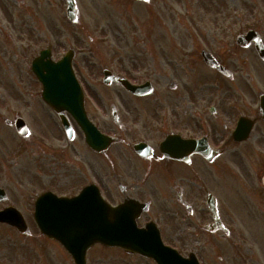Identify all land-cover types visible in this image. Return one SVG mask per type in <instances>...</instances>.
<instances>
[{"label": "rangeland", "instance_id": "374dc122", "mask_svg": "<svg viewBox=\"0 0 264 264\" xmlns=\"http://www.w3.org/2000/svg\"><path fill=\"white\" fill-rule=\"evenodd\" d=\"M75 1V23L62 18L63 0H46L42 8L37 7L41 9L28 20L31 32L6 31L7 21L0 20V110L6 117L19 114L29 130L22 138L18 134L5 138L6 133L1 130L0 188L7 195V203L25 218L27 234L31 235L27 238L26 233L23 236L0 227V264H5L4 255L21 260L28 254L41 253V245L47 249L41 247L42 252L58 251L32 227L28 204L46 189L74 193L85 182L84 177L78 176L77 165L88 166L98 161L97 171L101 172L99 160L103 157H95V162L93 156H88L80 131H75L69 142L57 123L35 118L39 114L45 116L49 110L40 97L30 96L38 92L39 86L30 76L21 75L14 62V54L27 52V45L33 55L50 44L60 45V51L71 47L79 53L75 63L81 71L87 112L101 129L105 122L99 117L103 113L99 108H105L104 103L115 98L118 103L124 94L113 84L102 83L103 67L130 77L132 82L149 80L153 95L147 100L153 104L155 99L166 100L168 108L173 109V94L189 93L196 97L207 93L217 80L222 82L202 62L200 52L205 50L223 55L236 86H255L257 91L264 92V62L253 46L240 47L235 43L238 34L254 29L264 44V0ZM16 44L23 49L17 52ZM257 141L255 138L251 143ZM250 148L248 164L239 162L236 166L240 180H226L220 197L232 230L230 237L225 241L210 237L206 243L195 239L174 243L183 248L184 254L194 250L203 264H216L219 257L224 264H264V190L254 177L255 172L264 174V145ZM120 149L121 146L116 147L117 151ZM114 162L117 172L122 173V164ZM109 253V249L95 248L91 258L102 256L104 260Z\"/></svg>", "mask_w": 264, "mask_h": 264}, {"label": "flooded vegetation", "instance_id": "af4514ba", "mask_svg": "<svg viewBox=\"0 0 264 264\" xmlns=\"http://www.w3.org/2000/svg\"><path fill=\"white\" fill-rule=\"evenodd\" d=\"M63 1L64 10L61 16L65 19V0ZM44 4L46 0H0V20L7 21L5 30L10 29L22 34L26 33V30L31 32L28 29V20L33 14H37ZM22 22L23 25H20ZM74 33L78 34V31ZM16 47L18 52L24 46L16 44ZM60 48V45L52 44L45 48L49 50L48 55L52 61H59L65 54L66 49L60 51ZM25 49L28 51L22 50V54H14V62L18 64L21 75L25 73L30 76L39 86L38 92L30 96H38L41 99L42 86L32 73L33 60L38 57L41 50L33 55L30 46L27 45ZM78 55L79 53L73 49L72 66L75 77L81 83V71L75 63ZM211 55L219 64L226 66L223 55ZM206 67L221 77L222 82L217 80L216 85L208 88L207 93L196 97L189 93L173 94V109L168 108L166 100L160 102V99H155V104L147 100L153 93L137 95L113 84L124 90V94H121L118 103L115 98V101L104 103L105 108L104 106H101L103 109L99 108L103 112L99 117H103L101 119L105 122L103 124L105 130L91 119L102 133L114 139L113 143L106 150L98 153L84 142L88 156H93L95 162L97 161L95 157L103 156V160H99L101 172L97 171L98 161L88 166L85 164L88 167L86 170L85 165L79 163L78 176L84 177L85 182L83 181L84 183L74 193L61 194L55 189H46L35 195L28 204L31 208L32 227L38 230L39 237L43 241L58 251L50 254L42 252V249H47L41 245V253L28 254L20 258L21 260L11 258L10 254L4 255L3 262L5 264H173V248H175L183 257L195 253L199 263L203 264L194 250L184 254L181 250L183 248L174 243L184 239L204 240L206 243L209 242L210 237L225 241L230 237L232 230L227 221L223 199H220L226 180L238 182L241 174L239 167L236 166L239 162L248 164L251 145H264V115L261 113L259 100L264 92L257 91L255 86H249L247 89L239 84L236 86L233 83L235 79L233 75L225 76L214 68ZM103 69L105 68H102V72ZM126 78L132 82L130 77ZM146 81L149 80L144 82ZM173 87H176L175 83ZM46 107L51 114L46 111L45 116L39 114L35 118L42 122L48 119L62 128L56 113L49 106ZM85 108L87 109L86 97ZM18 118L21 116L17 113L6 117L0 110V136L4 131L5 138L16 137L17 129L14 122ZM23 120L26 123V120ZM69 122L74 132L80 131L75 121L69 118ZM43 126L47 128L45 124ZM257 131L260 132L259 136ZM255 138L258 141L251 143ZM117 146H121L122 150L117 151ZM63 149L62 152L65 151V147ZM1 155L2 151L0 159ZM114 161L122 164V173L117 172ZM254 177L264 190V174L258 175V172H255ZM87 187L91 188L86 190ZM47 192L67 200L77 197L72 201L75 209L79 207L89 212L101 213L100 217L104 216V219L99 223L102 224L99 232L105 231L106 240L91 243L92 222L75 221L77 246L76 259H74L59 241L41 234L33 214L37 197ZM55 202L54 198H49L45 205L54 206ZM58 203L61 211L73 207L68 201ZM10 207L15 206L7 203V195L2 190L0 211ZM228 218L231 219V216L228 215ZM115 219L118 222H132L134 229L118 230L125 237L115 236L113 229ZM0 227L8 232L18 233L11 224L0 223ZM27 227H29L28 223ZM130 234H142L141 241L155 245L151 247L154 253L152 252L150 256L136 254L109 245L125 243L130 238H134L129 236ZM27 235H29L27 238L31 237L30 234ZM83 244H91L84 254ZM161 244L171 250L163 249ZM95 248L109 249L110 253L104 255V260H101L102 256L93 259L91 251ZM218 260L216 264H224L220 257Z\"/></svg>", "mask_w": 264, "mask_h": 264}, {"label": "water", "instance_id": "95a60500", "mask_svg": "<svg viewBox=\"0 0 264 264\" xmlns=\"http://www.w3.org/2000/svg\"><path fill=\"white\" fill-rule=\"evenodd\" d=\"M67 1V15L70 20L75 19V5L73 0H66ZM237 43L246 46L251 43L254 44L255 50L258 56L264 61V47L260 40V37L254 31H249L245 35H240L237 38ZM47 52H42L40 58L38 59L39 62L35 61L33 67L39 69V73H37L40 81L44 85L43 97L44 100L60 115L62 119V123L66 130L68 131L69 135H71V130L68 127L65 119L62 116V112L67 111L69 112L73 118L78 122L81 126L87 143L92 146L96 147V149L105 148L109 145L110 140L103 135H101L97 129L88 121L84 105H83V95L82 91L77 84L72 70H71V58L66 56L63 60H61L56 65L50 64L49 62H43ZM203 59L204 62L210 66H214L222 73L228 74V70L224 67L218 65L208 53L203 52ZM46 71V73H43ZM56 71V72H55ZM115 82L127 90L135 93V94H147L151 92L152 88L149 83L142 85V86H133L129 84L122 78L112 76L111 74L107 73L104 79L105 84H109L111 82ZM261 106L263 108L264 114V95L261 96ZM18 129L20 133L23 132V129L18 125ZM41 200V199H40ZM39 200V201H40ZM43 201H40L36 204V219H38V223L40 225L41 230L44 233H47L49 236L58 237L56 234H53V230L56 229L52 226H45L43 222L47 220V216L45 209L43 208ZM58 205V204H57ZM59 207H55L53 209V214H59ZM38 215V216H37ZM56 218V217H55ZM60 217H57V220H60ZM0 221H9L12 223L17 224V228L19 231H25V224L23 222L22 217L19 213L16 214L15 211L10 212L8 211L5 215V212L0 213ZM116 224V223H115ZM114 224V225H115ZM94 230L102 226L99 224L98 221H94ZM92 242L97 239L99 236L92 234L91 236ZM60 240V238H58ZM124 247L128 248L132 252H139V253H147L148 244L142 243L139 240L132 241L131 243L129 240L123 244ZM84 245V247H86ZM192 264H196L193 262Z\"/></svg>", "mask_w": 264, "mask_h": 264}]
</instances>
